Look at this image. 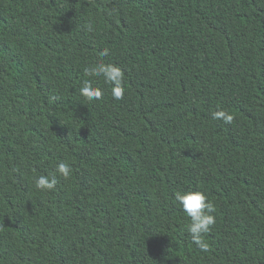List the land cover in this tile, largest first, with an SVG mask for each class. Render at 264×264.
Here are the masks:
<instances>
[{
  "label": "trees",
  "instance_id": "obj_1",
  "mask_svg": "<svg viewBox=\"0 0 264 264\" xmlns=\"http://www.w3.org/2000/svg\"><path fill=\"white\" fill-rule=\"evenodd\" d=\"M0 264H264V0H0Z\"/></svg>",
  "mask_w": 264,
  "mask_h": 264
},
{
  "label": "clouds",
  "instance_id": "obj_2",
  "mask_svg": "<svg viewBox=\"0 0 264 264\" xmlns=\"http://www.w3.org/2000/svg\"><path fill=\"white\" fill-rule=\"evenodd\" d=\"M108 50L105 49L101 56H107ZM86 77H99L110 86L111 96L114 100L123 99L125 94L124 73L122 69L114 64L98 63L92 67L84 69ZM80 96L86 101H99L103 97V90L94 87L91 79H86L79 89ZM212 118L223 120L225 123H231L233 116L224 110H217L212 113ZM56 174L63 178H68L71 174V167L66 162H60L56 165ZM55 176L41 174L35 180V187L40 191H51L55 188ZM174 200L179 206L181 212L186 215L189 223L186 231L190 235L192 243L201 250L207 251L208 245L204 242V234L208 233L216 222L212 213L215 211L214 205L208 201L206 195L201 191L176 192Z\"/></svg>",
  "mask_w": 264,
  "mask_h": 264
}]
</instances>
